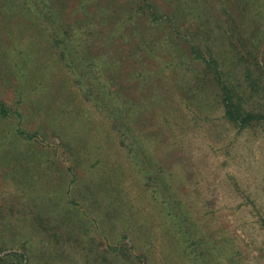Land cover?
Instances as JSON below:
<instances>
[{"label": "rangeland", "instance_id": "obj_1", "mask_svg": "<svg viewBox=\"0 0 264 264\" xmlns=\"http://www.w3.org/2000/svg\"><path fill=\"white\" fill-rule=\"evenodd\" d=\"M15 19L6 30L0 21V99L36 135L22 138L14 113L0 117L1 253L24 251L27 264H140L143 252L147 264H195L106 122L81 98L38 31L25 27L31 22ZM183 22L196 31L194 14ZM212 26L223 37V26ZM255 28L245 31L248 49ZM254 49L264 63V39ZM28 53L20 70L12 57L20 62ZM167 95L166 109L149 114L157 156L176 171L205 232L226 243L218 264H264V123L239 129L215 103L198 107L174 87ZM248 107L264 112L261 82Z\"/></svg>", "mask_w": 264, "mask_h": 264}, {"label": "trees", "instance_id": "obj_2", "mask_svg": "<svg viewBox=\"0 0 264 264\" xmlns=\"http://www.w3.org/2000/svg\"><path fill=\"white\" fill-rule=\"evenodd\" d=\"M169 1L158 6L155 0H126L120 6L115 0H0V21L5 30L16 17L31 22L25 27L38 31L81 98L106 122L178 244L195 264H218L226 243L221 235L205 232L178 188L176 171L158 158L149 114L155 107L159 115L166 109L174 87L198 107L215 103L239 129L264 123V112L248 107L249 95L258 92L260 82L264 85V63L254 49L264 39V0ZM89 2L96 8H88ZM190 14L198 21L195 32L191 23L184 27ZM252 24L256 40L248 49L245 31ZM212 25L223 26L224 38ZM30 58L28 53L12 61L24 70ZM10 113L19 120L17 133L32 139L36 134L21 127L20 112L0 99V117ZM140 257L146 258L144 252L137 260L147 264ZM27 259L24 251H0V264H27Z\"/></svg>", "mask_w": 264, "mask_h": 264}]
</instances>
